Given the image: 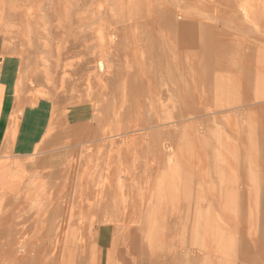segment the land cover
I'll use <instances>...</instances> for the list:
<instances>
[{
  "label": "rangeland",
  "instance_id": "374dc122",
  "mask_svg": "<svg viewBox=\"0 0 264 264\" xmlns=\"http://www.w3.org/2000/svg\"><path fill=\"white\" fill-rule=\"evenodd\" d=\"M158 1L0 0V174L13 177L0 181V264L264 257V167L234 188L218 183L247 176L249 108L264 118V101L249 103L251 78L264 76V0ZM154 222L158 238L146 229ZM205 232L231 235L235 259Z\"/></svg>",
  "mask_w": 264,
  "mask_h": 264
},
{
  "label": "bare ground",
  "instance_id": "6f19581e",
  "mask_svg": "<svg viewBox=\"0 0 264 264\" xmlns=\"http://www.w3.org/2000/svg\"><path fill=\"white\" fill-rule=\"evenodd\" d=\"M157 2H159L158 0H157ZM152 3V2H151ZM213 3H215V0H214V2ZM155 4V3H154ZM162 4V3H161ZM159 5V4H158ZM160 6H162V5H160ZM208 6V5H207ZM213 6H215V5H213ZM157 7V6H156ZM159 7V6H158ZM167 7V6H166ZM217 7V6H216ZM205 8V7H204ZM153 9V8H152ZM162 9V8H161ZM167 9H169L168 7H167ZM171 10V9H170ZM202 10V9H201ZM159 11V10H158ZM160 11H162V10H160ZM207 11V10H206ZM154 12V11H153ZM166 12V11H165ZM168 12V11H167ZM160 15V14H159ZM162 15V14H161ZM165 15L167 16V14L165 13ZM175 15V14H174ZM169 16V15H168ZM150 18H152V17H150ZM165 18V17H164ZM157 19V18H156ZM170 19V18H169ZM168 19V20H169ZM172 19H173V17H172ZM164 20H167V19H163V21ZM170 21V20H169ZM175 21V20H174ZM166 22V21H165ZM172 22V21H171ZM176 22V21H175ZM175 22H174V24H175ZM184 22V21H183ZM151 23V22H150ZM167 23V22H166ZM169 23V22H168ZM177 23V22H176ZM187 23V22H186ZM162 24V23H161ZM170 24V23H169ZM163 25V24H162ZM161 25V26H162ZM165 25H168V24H165ZM186 25V24H185ZM191 25H192V23H191ZM175 26H176V24H175ZM179 26V25H178ZM187 26V25H186ZM166 27V30H167V26H165ZM169 27H170V25H169ZM172 27H173V25H172ZM180 27V26H179ZM189 27V26H188ZM188 27H186V29L188 28ZM171 28V27H170ZM169 28V29H170ZM175 28V27H174ZM181 28V27H180ZM179 28V29H180ZM182 29V28H181ZM189 29V28H188ZM192 29V28H191ZM191 29H189V30H191ZM199 29V28H198ZM164 30V29H163ZM185 30V28H183V31ZM194 30V29H193ZM173 31H174V29H173ZM169 32V31H168ZM172 32V31H171ZM187 32V30L185 31V33ZM189 32H191V31H189ZM188 32V33H189ZM182 33V32H181ZM196 33V32H195ZM184 34V33H183ZM200 34H202V32L200 33ZM155 35V34H154ZM167 35H168V33H167ZM176 35V34H175ZM180 35V34H179ZM190 35V34H189ZM193 35H195V34H193ZM153 36V35H152ZM177 36V35H176ZM183 37H185L184 35H183ZM196 37V36H195ZM199 37V36H198ZM168 39V38H167ZM174 39V38H173ZM177 39V38H176ZM184 40H186V42H187V39L185 38H183V41ZM194 40H197V39H194ZM154 41V40H153ZM152 41V42H153ZM203 40H201V42H202ZM154 42H156V41H154ZM163 42V41H162ZM166 42V41H165ZM185 42V43H186ZM195 42H197V41H195ZM199 42V41H198ZM223 42V41H222ZM189 43V42H188ZM166 44V43H165ZM169 44V43H168ZM167 44V45H168ZM173 44V43H172ZM187 45V44H186ZM193 45V44H192ZM191 45V46H192ZM195 45V44H194ZM175 46V45H174ZM201 46H203V44L201 43ZM221 46V45H220ZM226 46V45H225ZM235 46V45H234ZM233 46V47H234ZM156 47V46H155ZM168 47H170V45H168ZM194 47V46H193ZM198 47V46H197ZM231 47V46H230ZM154 48V47H153ZM176 48H177V45H176ZM181 48V47H180ZM179 48V49H180ZM182 48H184L183 47V45H182ZM224 48V47H223ZM201 49V48H200ZM159 50V49H158ZM195 50V49H194ZM197 50H198V48H197ZM238 50V49H237ZM152 51V50H151ZM153 51H154V49H153ZM153 51H152V53H153ZM172 51V50H171ZM176 51V50H175ZM183 52H184V50H183ZM194 52V51H193ZM196 52V51H195ZM218 52V51H217ZM159 53V52H158ZM173 54V53H172ZM179 54V53H178ZM183 54V53H182ZM184 54H185V52H184ZM183 54V55H184ZM152 55V54H151ZM173 56V55H172ZM171 56V57H172ZM188 56V55H187ZM183 57V56H182ZM185 57V56H184ZM237 57V56H236ZM186 58V57H185ZM156 59V58H155ZM173 62L175 61L176 62V60H172ZM180 61V60H179ZM179 61H177V62H179ZM183 61V60H182ZM174 62V63H175ZM181 62V61H180ZM191 62V61H190ZM73 64H74V62H72ZM171 63V62H170ZM184 63H185V60H184ZM202 63V62H201ZM229 63V62H228ZM167 64H168V62H167ZM200 64V61H199V63H198V65ZM206 64V63H205ZM219 65L220 67H223V64H224V61H220V59H218V61H217V59H216V65ZM153 65V64H152ZM155 65V64H154ZM165 64H163V66H164ZM174 65V64H173ZM179 65V64H178ZM184 65V64H183ZM193 65H195V64H193ZM231 65V64H230ZM167 66V65H166ZM191 66H192V64H191ZM202 66H203V64H202ZM202 66H200L201 68H202ZM205 66V65H204ZM155 67V66H154ZM172 67V66H171ZM176 67V66H175ZM180 67H181V64H180ZM179 67V68H180ZM195 67H197V65L195 66ZM163 68V67H162ZM173 68H174V66H173ZM172 68V69H173ZM153 70H155L154 68H152ZM164 69V68H163ZM169 69H170V67H169ZM174 69H176L177 70V68H174ZM192 69H195L194 67L192 68ZM198 69H199V67H198ZM205 69V68H204ZM153 70H151V71H153ZM168 70V69H167ZM171 70V69H170ZM179 70V69H178ZM197 70V69H196ZM195 70V71H196ZM201 70V69H200ZM150 71V72H151ZM159 71V70H158ZM174 71V70H173ZM180 71V70H179ZM184 71V70H183ZM187 71V69H185V72ZM199 71V70H198ZM197 71V72H198ZM206 71V70H205ZM154 72V71H153ZM155 72H156V70H155ZM166 72V71H165ZM170 72V71H169ZM172 72V71H171ZM170 72V73H171ZM180 72H182V71H180ZM185 72H182V74L183 73H185ZM201 72H203L202 70H201ZM162 73V72H161ZM173 73V72H172ZM200 73V72H199ZM198 73V74H199ZM208 73V72H207ZM149 75H150V73H148ZM153 74V73H152ZM164 74L165 73H163V76H164ZM169 73L167 72V75H168ZM203 73H201V75H202ZM228 74H229V72H228ZM148 75V76H149ZM158 75H159V73H158ZM161 75V74H160ZM178 75H180V73L178 74ZM204 75H205V77H206V73H204ZM217 75H218V73H216L215 75H213V77H217ZM221 75V74H220ZM172 76V75H171ZM175 76V75H174ZM181 76V75H180ZM185 76V75H184ZM182 77V78H185V77ZM188 76H190V75H188ZM187 76V77H188ZM203 76V75H202ZM219 76V75H218ZM239 76V75H238ZM144 77V76H143ZM152 77V76H151ZM169 77V76H168ZM191 77V76H190ZM196 77V76H195ZM212 77V78H213ZM221 77V76H220ZM164 78V77H163ZM173 78V77H172ZM175 78V77H174ZM192 78V77H191ZM193 78H194V76H193ZM202 78V77H201ZM209 78V77H208ZM241 78V77H240ZM262 78H264V76H261V75H259L258 76V73H257V75H255L254 76V78H251V80H250V96H249V103H250V105H252L253 103H255V102H259V101H264V79H262ZM156 79V78H155ZM176 79V78H175ZM174 79V80H175ZM210 79V78H209ZM217 79V78H216ZM219 79V78H218ZM173 80V81H174ZM178 80V79H177ZM176 80V81H177ZM185 80V79H184ZM189 80V79H188ZM195 80V79H194ZM172 81V82H173ZM187 81V80H186ZM190 81V80H189ZM191 81H192V79H191ZM190 81V83H192ZM200 81V80H199ZM212 81H214V79H212ZM175 82V81H174ZM182 82V84H183V81H181ZM204 82V81H203ZM158 83H160V82H158ZM168 83H169V81H168ZM171 83V82H170ZM187 83V82H186ZM189 83V84H190ZM206 83V82H205ZM213 83V82H212ZM144 84H145V82H144ZM166 84H167V82H166ZM181 84V85H182ZM193 84V83H192ZM196 84V83H195ZM194 84V85H195ZM200 84V83H199ZM240 84V83H239ZM156 85V84H155ZM176 85H177V83H176ZM187 85V84H186ZM193 85V86H194ZM205 85V84H204ZM223 85V84H222ZM159 86V85H158ZM200 86V85H199ZM214 86V85H213ZM240 86H242V85H240ZM168 87V86H167ZM171 87V86H170ZM183 87V86H182ZM196 87H198V85L196 86ZM201 87H204L205 88V86H202L201 85ZM193 88V87H192ZM195 88V87H194ZM199 88V87H198ZM197 88V89H198ZM207 88H209V86L207 87ZM222 88V87H221ZM184 89V88H183ZM183 89H182V91H183ZM187 89H188V87H187ZM211 89H212V87H211ZM241 89V88H240ZM244 89V88H243ZM191 90V89H190ZM196 90V89H195ZM213 90V89H212ZM219 90H221V89H219ZM179 91V90H178ZM187 91V90H186ZM209 91H211V90H209ZM222 91H223V88H222ZM188 92V91H187ZM207 92V91H206ZM212 92H214V91H212ZM169 93V92H168ZM190 93V92H189ZM191 93H193L194 94V92H191ZM198 93V92H197ZM211 93V92H210ZM218 93L220 94L221 93V91L219 92L218 91ZM223 93V92H222ZM149 95V94H148ZM185 95H187V94H185ZM197 95V94H196ZM198 95H200V94H198ZM207 95H208V92H207ZM213 95V94H212ZM165 96H168V95H165ZM202 96V95H201ZM242 96V95H241ZM125 97V96H124ZM223 97H224V95H223ZM127 98V97H126ZM167 98V97H166ZM202 98H203V96H202ZM220 98H222L221 97V95H220ZM230 99V98H229ZM161 100H163V99H161ZM224 100H226V99H224ZM243 100V99H242ZM220 101V100H219ZM126 102V101H125ZM181 102V101H180ZM224 102V101H223ZM202 103H203V101H202ZM235 103V102H234ZM154 104H155V102H154ZM185 104V103H184ZM123 105H124V103H123ZM182 105V104H181ZM217 105V104H216ZM165 106V105H164ZM220 106V105H219ZM223 106V105H222ZM143 106H141V107H139V108H142ZM226 107V106H225ZM186 108V107H185ZM218 108V107H217ZM228 108V107H227ZM126 109V108H125ZM154 109V108H153ZM221 109H222V107H221ZM224 109V108H223ZM247 109V108H246ZM181 110H183L182 109V107H181ZM186 110V109H185ZM190 110V109H189ZM240 110H242V109H240ZM150 111V110H149ZM157 111V110H156ZM167 111V110H166ZM193 111V110H192ZM247 111H248V109H247ZM124 112V111H123ZM159 112V111H158ZM186 112V111H185ZM225 112V111H224ZM229 112H230V110H229ZM151 113V112H150ZM160 113V112H159ZM187 113V112H186ZM241 113V112H240ZM119 114V113H118ZM220 114V113H219ZM222 114V113H221ZM242 115H243V113H241ZM123 115H125V113L123 114ZM167 115V114H166ZM173 115H175V114H173ZM218 115V114H217ZM216 115V116H217ZM233 116H234V114H233ZM260 116H262V108H255L254 109V107H250L249 108V123H248V129H249V131H250V147H249V156H248V159H251V161L249 162V165H250V167H248V168H250V176L249 177H252V176H254V177H257L258 176V172H257V170L255 169L257 166L259 167V166H262V167H264V118H260ZM127 117H129V116H127ZM150 117V116H149ZM174 117V116H173ZM235 117V116H234ZM240 117H241V115H240ZM245 117V116H244ZM126 118V117H125ZM138 118V117H137ZM178 118V117H177ZM198 118V117H197ZM237 118V117H236ZM130 119V118H129ZM128 119V120H129ZM139 119V118H138ZM167 119V118H166ZM183 119V118H182ZM194 119V118H193ZM229 119V118H228ZM243 119V118H242ZM219 120V119H218ZM92 121V120H91ZM133 121V120H132ZM135 121H137V119L135 120ZM139 121V120H138ZM156 121V120H155ZM241 121V120H240ZM244 121H245V119H244ZM126 122H127V119H126ZM159 122V121H158ZM157 122V123H158ZM183 121H181V123H182ZM236 122V121H235ZM130 123H132V122H130ZM134 123V122H133ZM132 123V124H133ZM151 123V122H150ZM172 123V122H171ZM232 123V122H231ZM231 123H229V124H231ZM237 123H238V121H237ZM240 123H242V121L240 122ZM239 123V124H240ZM90 124V123H89ZM93 124V123H92ZM96 124V123H95ZM135 124V123H134ZM137 124V123H136ZM183 124V123H182ZM186 124V123H185ZM184 124V125H185ZM91 125V124H90ZM141 125V124H140ZM237 125V124H236ZM241 125V124H240ZM108 126V125H107ZM124 126H125V124H124ZM130 126V125H129ZM128 126V127H129ZM135 127H136V125H134ZM133 126V127H134ZM119 127V126H118ZM141 127V126H140ZM143 127V126H142ZM141 127V128H142ZM242 127H244V126H242ZM108 128V127H107ZM106 128V129H107ZM115 128H117V127H115ZM125 128V127H124ZM127 128V127H126ZM138 128V127H137ZM158 128V127H157ZM161 128V127H160ZM230 128V127H229ZM233 128V127H232ZM231 128V129H232ZM234 128H235V126H234ZM245 128V127H244ZM128 129V128H127ZM93 130V129H92ZM96 130V129H95ZM100 130V129H99ZM119 130V129H118ZM120 130H121V128H120ZM125 130V129H124ZM132 130H134V129H132ZM131 130V131H132ZM151 130V129H150ZM94 131V130H93ZM108 131H109V129H108ZM116 131V130H115ZM123 131V130H122ZM135 131V130H134ZM97 132V131H96ZM101 132V131H100ZM104 132H107V130L105 131L104 130ZM103 132V133H104ZM114 132V131H113ZM119 132V131H118ZM117 132V133H118ZM125 132V131H124ZM133 132V131H132ZM137 132V131H136ZM139 132H140V130H139ZM199 132V131H198ZM224 132H225V130H224ZM227 132H229V131H227ZM92 133V132H91ZM143 133V132H142ZM145 133V132H144ZM226 133V132H225ZM232 133V132H231ZM89 134V133H88ZM95 134V133H94ZM97 134V133H96ZM99 134V133H98ZM97 134V135H98ZM107 134H109V133H107ZM123 133L121 132V135H122ZM126 135H127V133H125ZM136 134V133H135ZM146 134H148V132L146 133ZM145 134V135H146ZM249 134V132H247V135ZM101 135H103L102 133H101ZM119 135V134H118ZM137 135V134H136ZM143 135V134H142ZM144 135V136H145ZM150 135V134H149ZM163 135H164V133H163ZM225 135V134H224ZM232 135V134H231ZM237 135V134H236ZM235 135V136H236ZM238 135H239V133H238ZM244 135V134H243ZM108 136V135H107ZM106 136V137H107ZM123 136V135H122ZM122 136H121V138H122ZM125 136V135H124ZM128 136V135H127ZM138 136V135H137ZM245 136H246V134H245ZM96 137V136H95ZM99 137H101V136H99ZM99 137H97V138H99ZM110 137V136H109ZM129 137V136H128ZM136 137V136H135ZM231 137V136H230ZM237 138H238V136H236ZM240 138H241V136H239ZM248 137V138H249ZM97 138H95V139H97ZM123 138H125V137H123ZM140 138H144L143 136L141 137V135H140ZM139 138V139H140ZM150 138V137H149ZM232 138V137H231ZM235 138V137H234ZM236 138V139H237ZM245 138H247V136L245 137ZM247 138V139H248ZM257 138H259V139H257ZM102 139H103V137H102ZM111 139V138H110ZM113 139V138H112ZM128 139V138H127ZM126 139V140H127ZM130 139V138H129ZM148 139V138H147ZM239 139V138H238ZM99 140V139H98ZM97 140V141H98ZM150 140V139H149ZM229 140V139H228ZM242 140V139H241ZM93 141V140H92ZM96 141V140H95ZM101 141H103V140H101ZM104 141H105V139H104ZM119 141H120V139H119ZM125 141V140H124ZM138 141V140H137ZM143 141V140H142ZM147 141V140H146ZM243 141V140H242ZM91 142V141H90ZM112 142V141H111ZM131 142H132V140H131ZM241 142V141H240ZM94 145H95V143L94 142H92ZM127 143V142H126ZM85 144V143H84ZM121 144V143H120ZM124 144V143H123ZM128 144V143H127ZM132 144H133V142H132ZM137 144V143H136ZM135 144V145H136ZM140 144V143H139ZM231 144V143H230ZM87 145V144H86ZM89 145V144H88ZM122 145V144H121ZM125 145V144H124ZM91 146V145H90ZM249 146V145H248ZM88 147V146H87ZM92 147H93V145H92ZM169 147H171V146H169ZM241 147V146H240ZM86 148V147H85ZM91 148V147H90ZM138 148V147H137ZM163 148H165V147H163ZM242 148L244 149V147H243V145H242ZM241 148V149H242ZM134 150V149H133ZM173 149H171V151H172ZM84 151V150H83ZM87 151H89V149H87ZM132 150H130V152H131ZM130 154V153H129ZM171 154V153H170ZM239 155H242V154H239ZM248 155V154H247ZM37 156V155H36ZM38 157V156H37ZM171 157V156H170ZM186 157V156H185ZM247 159V160H248ZM189 161V160H188ZM193 161V160H192ZM239 161V160H238ZM189 162H191V161H189ZM196 163V162H195ZM241 163H243V160H242V162ZM239 164V163H238ZM246 166H248V164H245ZM171 166V165H170ZM232 166V165H231ZM234 167V166H233ZM212 168V167H211ZM224 169V168H223ZM230 172V171H229ZM248 172V171H247ZM234 173V172H233ZM236 173V172H235ZM127 174V173H126ZM195 174V173H194ZM211 174V173H210ZM230 174H231V172H230ZM245 174V173H244ZM247 174V173H246ZM82 176V175H81ZM186 176V175H185ZM184 176V177H185ZM228 175H221V174H219L218 175V180L220 181V182H218V183H220V185L219 186H221V188H225L226 190H227V188H228V185L229 186H232V188L235 186V185H238L237 183H240L241 184V181H242V178L243 177H239V178H237L238 177V175H237V177L235 178V179H231V178H228L227 177ZM233 176V175H232ZM241 176H242V174H241ZM111 177V176H110ZM212 177V176H211ZM247 177V176H246ZM82 178V177H81ZM81 178H80V180H81ZM96 177H94V179H95ZM109 178V177H108ZM248 178V177H247ZM210 179V178H209ZM212 179L213 178H211V180L210 181H212ZM244 179V178H243ZM93 180V179H92ZM91 180V181H92ZM96 180V179H95ZM98 180V179H97ZM106 180H107V178H106ZM88 181V180H87ZM94 181V180H93ZM209 181V182H210ZM249 181V180H248ZM81 182V181H80ZM96 182V181H95ZM208 182V183H209ZM244 182H245V180H244ZM212 183H213V181H212ZM81 184V183H80ZM79 184V185H80ZM95 184V183H94ZM110 184V183H109ZM91 185H93V184H91ZM99 185V184H98ZM227 185V186H226ZM245 185V184H244ZM89 186V185H88ZM209 186V185H208ZM211 186V185H210ZM213 186V185H212ZM211 186V187H212ZM86 187V186H85ZM85 187H83V188H85ZM92 186H90V188H91ZM94 187V186H93ZM109 187V186H108ZM187 185L185 184L184 185V188H185V190H186V193H187ZM211 187H208V188H210V189H212ZM237 187V186H236ZM89 188V187H88ZM104 188H106L107 189V185H106V187H104ZM166 188H170L169 189V196L170 197H174L175 199H176V196L175 195H177V191H178V189L176 190V189H174L173 188V186H167ZM242 187H240V189H241ZM100 190V189H99ZM163 190H164V188H163ZM213 190V189H212ZM232 190V189H231ZM237 190V189H236ZM242 190V189H241ZM92 191V190H91ZM91 191H88L87 190V192H91ZM93 191H96L95 189L93 190ZM92 191V192H93ZM101 191V190H100ZM108 191V190H107ZM80 192H81V190H80ZM84 192H86V191H84ZM83 191H82V193H84ZM91 192V193H92ZM99 192V191H98ZM98 192H94V195H95V193H96V195H97V193ZM104 192V191H103ZM166 193H167V191H165V195H166ZM227 193H228V191H227ZM99 194H101V193H99ZM103 194V193H102ZM101 194V195H102ZM85 195V197H86V195H87V193H85L84 194ZM90 194H88V196H89ZM104 195H106V194H104ZM103 195V196H104ZM234 195V194H233ZM79 196V195H78ZM87 196V197H88ZM99 196V195H98ZM86 197V198H87ZM227 197V196H226ZM96 198V197H95ZM82 199H83V196H82ZM220 199V198H219ZM5 202V201H4ZM197 202V201H196ZM5 204V203H4ZM220 204V203H219ZM186 205H187V203H186ZM194 206V205H193ZM195 207V206H194ZM77 208H79L80 210H81V208L80 207H77ZM76 208V209H77ZM182 208H184V207H182ZM181 208V209H182ZM202 208V207H201ZM75 209V210H76ZM163 209V205H158V208H157V212H161V211H163L162 210ZM175 209V208H174ZM74 210V209H73ZM176 210V209H175ZM185 210V209H184ZM192 210V209H191ZM82 211H83V209H82ZM85 211V210H84ZM178 211V210H177ZM182 211V210H181ZM196 211V210H195ZM253 211V210H252ZM255 211H256V209H255ZM74 212V211H73ZM173 212H174V210H173ZM184 212V211H183ZM83 213V212H82ZM175 213V212H174ZM193 213V212H192ZM254 213H256V212H254ZM74 214V213H73ZM79 215V214H78ZM78 215H77V217H78ZM142 215H143V213H142ZM173 215V214H172ZM139 216V215H138ZM144 216V215H143ZM143 216H142V218H143ZM182 216V215H181ZM184 216V215H183ZM27 216H25V218H26ZM151 217H152V215H151ZM174 217H176V216H174ZM25 218H23V219H25ZM191 218V217H190ZM219 218H220V216H219ZM30 219H32V218H30ZM75 219V218H74ZM141 219V218H140ZM174 219H176V218H174ZM183 219V218H182ZM184 219H185V217H184ZM262 219L264 220V218L262 217ZM133 220V219H132ZM142 220V219H141ZM168 220H169V218H168ZM217 220V219H216ZM220 219H218V222H220L219 221ZM11 221V220H10ZM106 221H108V220H106ZM178 221V220H177ZM19 222V221H18ZM32 222V221H31ZM112 222V221H111ZM115 222V221H114ZM144 222V221H143ZM142 222V223H143ZM182 222V221H181ZM186 222V221H185ZM211 222V221H210ZM135 223V222H134ZM221 223H222V220H221ZM107 224V223H106ZM153 224H155L156 226H151L150 224L148 225L147 224V226H146V229L147 230H149L150 231V234H151V228L153 229V232H152V236L153 237H156V238H158V235H159V231L158 230H160L161 229V224H160V222H158V224H157V222H154ZM211 224V223H210ZM29 225V224H28ZM108 225V224H107ZM138 225H139V222H138ZM30 226V225H29ZM36 226V225H35ZM124 226H125V224H124ZM136 226H137V224H136ZM181 226V225H180ZM190 226V225H189ZM25 227H26V225H25ZM130 227V226H129ZM140 227H141V225H140ZM174 227V225L173 226H171V228H173ZM187 227H188V224H187ZM206 229H207V227H206V225L204 226ZM139 228V227H138ZM191 228V227H190ZM208 228H210L209 226H208ZM217 228V227H216ZM30 230H31V226H30V228H29ZM136 229V228H135ZM168 229V228H167ZM174 229V228H173ZM173 229H171V231L173 230ZM176 229H178V228H176ZM179 229H181V227L179 228ZM194 229V228H193ZM128 230H129V228H128ZM35 231H36V229H35ZM39 231H40V229H39ZM126 231V230H125ZM131 231V230H130ZM183 231H185V230H183ZM217 231V230H216ZM84 232V231H83ZM132 232V231H131ZM136 232H138V231H136ZM189 232V231H188ZM192 232V231H191ZM6 233H8V232H6ZM143 233V232H142ZM182 233V232H181ZM180 233V234H181ZM187 233V232H186ZM0 234H1V232H0ZM132 234V233H131ZM10 235V234H9ZM128 235V234H127ZM188 235V234H187ZM190 235H191V233H190ZM202 236H203V234H201ZM205 235L206 236H213V238H214V241H218L217 242V245L219 246V245H222V243L221 242H226V244H227V247H226V256H228V257H230L231 259H232V257H233V259H235V256H233V250H235V247H234V245H233V240H232V236L230 235V236H225V235H222L221 233H218V234H216L215 232H211L210 234H206V232H205ZM11 236V235H10ZM38 236V235H37ZM40 236V235H39ZM38 236V237H39ZM131 236V235H130ZM151 236V235H150ZM9 237V236H8ZM8 237L6 238V237H4V238H6V239H8ZM136 237V236H135ZM3 238V237H2ZM32 238V237H31ZM42 238V237H41ZM10 239V238H9ZM12 239H13V237H12ZM93 239V238H92ZM91 239V240H92ZM139 239H141V238H139ZM142 239H143V237H142ZM11 240V239H10ZM193 239H191V241H192ZM11 241H13V240H11ZM39 241H41V240H39ZM49 240H47V242H48ZM89 244H91V242H93L94 241V239H93V241H91V242H89L88 240H86ZM188 241V240H187ZM191 241H188L187 243L189 244V242H191ZM236 241V240H235ZM234 241V242H235ZM83 242V241H82ZM158 242H159V239H158ZM13 243V242H12ZM37 243V242H36ZM38 243H40V242H38ZM42 243H44L43 241H42ZM51 243V242H50ZM160 244H161V242H159ZM32 244H34V243H32ZM46 244V243H45ZM52 244V243H51ZM46 245H48V244H46ZM216 245V246H217ZM224 245V244H223ZM35 246V245H34ZM84 246V245H83ZM81 247V249L82 248H84V247ZM158 246H161V245H158ZM188 246V245H187ZM190 246V245H189ZM192 246V245H191ZM226 246V245H225ZM243 246V247H242ZM242 246H240L241 247V249H251L250 247V243L248 244V248L246 247V244H242ZM172 247V246H171ZM33 248V247H32ZM158 247L157 246H154V247H152V249H151V251H153V252H155L156 251V249H157ZM255 248H256V250L257 251H261L260 253H262V252H264V246L263 245H260V244H255ZM31 249V248H30ZM34 249V248H33ZM36 249V248H35ZM85 249V248H84ZM167 250H168V246H167ZM195 250V249H194ZM15 251V250H14ZM24 251V250H23ZM23 251H21V252H23ZM26 251H28V249L26 250ZM34 251V250H33ZM82 251H83V249H82ZM25 252V251H24ZM168 252V251H167ZM198 252H201V250L199 251L198 250ZM197 252V253H198ZM211 252H213V251H211ZM32 253V252H31ZM214 253V252H213ZM29 254V253H28ZM82 254H83V252H82ZM163 254V253H162ZM199 254V253H198ZM201 254H202V252H201ZM229 254V255H228ZM31 255V254H30ZM167 255H169L168 253H167ZM259 255V254H258ZM78 256H80V255H78ZM165 256V255H164ZM200 256V255H199ZM17 257V256H16ZM160 257V256H159ZM162 257V256H161ZM194 257H196V256H194ZM198 259H199V257H198ZM197 259V260H198ZM211 259H212V257L209 255L208 256V258L206 259V262H205V264H220V263H218V262H212L211 261ZM165 260V259H164ZM204 260V259H203ZM239 259L237 258V261H238ZM77 261H78V259H77ZM205 261V260H204ZM237 261H235V260H233V262H228V263H224V264H236V262ZM44 262V261H43ZM153 262V261H152ZM239 262V261H238ZM198 263V262H197ZM223 264V263H222ZM250 264H264V257L262 258V257H256L255 259H254V262L253 263H250Z\"/></svg>",
  "mask_w": 264,
  "mask_h": 264
},
{
  "label": "crops",
  "instance_id": "0c3cea01",
  "mask_svg": "<svg viewBox=\"0 0 264 264\" xmlns=\"http://www.w3.org/2000/svg\"><path fill=\"white\" fill-rule=\"evenodd\" d=\"M0 105H1V101H0ZM247 171H248V172H247ZM243 172H244L245 174L247 173L246 175H247L248 178L245 177L241 182H244V180H245V182L248 181V180H249L248 182H251V181H250L251 179H250V177H249V176H250V175H249V174H250V168H248L247 170H244ZM245 174H244V175H245ZM0 175H1V177H0V181H1V182L4 181L3 183H7L8 180H10L11 178H13V177H11L9 174H8L7 176H4V174H0ZM9 176H10V177H9ZM236 177H237V176H236ZM236 177H235V174H233L232 179H235ZM239 177L241 178V174L239 175ZM239 177H237V178H239ZM1 178H4V179H1ZM235 180H236V179H235ZM234 187H235V186H234ZM234 187H233V188H234ZM237 187H238V186H237Z\"/></svg>",
  "mask_w": 264,
  "mask_h": 264
}]
</instances>
